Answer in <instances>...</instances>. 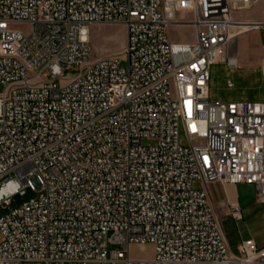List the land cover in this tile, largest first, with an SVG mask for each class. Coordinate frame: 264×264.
<instances>
[{"label": "built area", "instance_id": "1", "mask_svg": "<svg viewBox=\"0 0 264 264\" xmlns=\"http://www.w3.org/2000/svg\"><path fill=\"white\" fill-rule=\"evenodd\" d=\"M253 4L0 0V264H264L252 238L232 250L218 210L242 207L217 210L208 188L248 184L264 202V101L209 99L212 64L238 66L232 34L264 26L234 18ZM105 24L125 46L94 58ZM180 26L193 42L172 39ZM146 244L152 257L131 254Z\"/></svg>", "mask_w": 264, "mask_h": 264}, {"label": "rangeland", "instance_id": "2", "mask_svg": "<svg viewBox=\"0 0 264 264\" xmlns=\"http://www.w3.org/2000/svg\"><path fill=\"white\" fill-rule=\"evenodd\" d=\"M254 4L249 9L237 11L235 19L264 21V0H252ZM24 32H28L26 27ZM252 28V27H250ZM249 27L240 28L246 31L234 39L232 52L238 54V66L230 67L227 63L218 62L211 66V80L209 99L211 102H240V101H264V79L261 74L262 45L264 44V26L257 30H250ZM90 45L92 56L100 58L103 56L119 54L125 46L126 29L123 25L105 24L91 27ZM171 37L176 42H193L195 40V29L193 26L172 27ZM125 64V61H122ZM80 71L77 65H70L65 68L64 76L73 77ZM47 80H52L49 73H44ZM231 81L233 87H229ZM58 82V80H57ZM182 144L187 143L183 131L180 133ZM195 188H201L199 180L194 181ZM210 195L215 204L222 202L233 203L239 201L243 207L241 220H236L231 215L222 213L219 217L232 250L237 253L238 245L247 238H255L264 241V202L255 198L251 188L237 185L226 187L221 182H212L208 185ZM26 194H16L11 198L15 208L35 196L31 189ZM8 210L0 208L1 214ZM1 240V238H0ZM131 254L138 257L150 258L153 256V246H131Z\"/></svg>", "mask_w": 264, "mask_h": 264}, {"label": "crops", "instance_id": "3", "mask_svg": "<svg viewBox=\"0 0 264 264\" xmlns=\"http://www.w3.org/2000/svg\"><path fill=\"white\" fill-rule=\"evenodd\" d=\"M254 30H257V29H254ZM237 185H241V186H245V187H247V188H251L253 191H254V194H255V189H254V187L252 186V185H248V184H237ZM237 185H234V184H225V186L226 187H231V186H237ZM256 198V197H255ZM236 202H238L240 205H241V203L239 202V201H237L236 200ZM223 204H228V202H222V203H220V204H215L214 203V205L216 206V209L218 210L219 208H220V206L221 205H223ZM241 207H242V205H241ZM227 215H229L230 216V214H227ZM232 216V215H231ZM233 217V216H232ZM244 218V216H243V207H242V219ZM241 220V219H240ZM248 239V238H247ZM252 239H254L255 241H256V243L259 245V246H263L264 245V241H258V240H256L254 237L252 238ZM229 242V241H228Z\"/></svg>", "mask_w": 264, "mask_h": 264}, {"label": "bare ground", "instance_id": "4", "mask_svg": "<svg viewBox=\"0 0 264 264\" xmlns=\"http://www.w3.org/2000/svg\"><path fill=\"white\" fill-rule=\"evenodd\" d=\"M243 24H244V25H243ZM245 26H246V27H249V28L251 27L250 23L246 22V23H242V25H240V28H245ZM240 28H238L239 31H240ZM254 29H256V28L252 27V28L249 29V31H250V30H254ZM246 31H248V30H246ZM246 31H240V32H236V31H235V32L232 34V37H233V38H236V37H238L239 34H240V35H241V34H242V35L245 34Z\"/></svg>", "mask_w": 264, "mask_h": 264}]
</instances>
